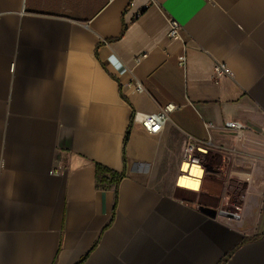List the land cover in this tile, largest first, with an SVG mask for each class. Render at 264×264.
I'll use <instances>...</instances> for the list:
<instances>
[{
    "label": "crops",
    "instance_id": "0c3cea01",
    "mask_svg": "<svg viewBox=\"0 0 264 264\" xmlns=\"http://www.w3.org/2000/svg\"><path fill=\"white\" fill-rule=\"evenodd\" d=\"M168 102L158 133L132 121ZM187 135L210 139L196 190L176 184ZM95 163L125 173L114 211ZM228 254L264 264V0H0V264Z\"/></svg>",
    "mask_w": 264,
    "mask_h": 264
},
{
    "label": "built area",
    "instance_id": "2783aa9c",
    "mask_svg": "<svg viewBox=\"0 0 264 264\" xmlns=\"http://www.w3.org/2000/svg\"><path fill=\"white\" fill-rule=\"evenodd\" d=\"M168 37L170 39L178 38L181 32V25L176 20H169L168 22ZM178 64L183 66L185 64V55L181 54L178 57ZM213 74L215 78H218L222 75H229L230 70L228 67L221 62L215 61L213 65ZM138 90L142 91V86L139 83H135ZM176 109V105L172 102H168L163 106L159 107V109L154 113H143L136 111L132 115V121L135 123L142 124L145 129L150 133H158L163 129L167 121L169 120L170 113ZM205 128H212V125L209 123L204 124ZM225 129L234 130L236 134L244 128L237 122H231L228 124ZM210 146V139H206L205 141L199 140L191 135L186 136V140L183 146L181 160L179 163V176H186L191 179H197L196 176L191 172L192 167H198L203 169L202 162L203 156L207 152ZM178 185V183L176 182ZM179 186V185H178ZM181 187V186H179ZM184 189H189L185 187H181Z\"/></svg>",
    "mask_w": 264,
    "mask_h": 264
},
{
    "label": "trees",
    "instance_id": "16d2710c",
    "mask_svg": "<svg viewBox=\"0 0 264 264\" xmlns=\"http://www.w3.org/2000/svg\"><path fill=\"white\" fill-rule=\"evenodd\" d=\"M129 133H130V126L128 127L126 131L125 138H124V144L126 143ZM94 173H95V176H94L95 177V188L113 191L114 201H113L112 210L114 211L118 184L120 180L125 176V173L123 171L116 172L99 163L94 164ZM230 254L226 255L218 264H224L226 260L229 258Z\"/></svg>",
    "mask_w": 264,
    "mask_h": 264
},
{
    "label": "bare ground",
    "instance_id": "6f19581e",
    "mask_svg": "<svg viewBox=\"0 0 264 264\" xmlns=\"http://www.w3.org/2000/svg\"><path fill=\"white\" fill-rule=\"evenodd\" d=\"M191 172L194 174V176L196 177H200L201 176V170L198 167H192ZM177 180V183L179 186L181 187H185V188H189V189H193L196 190L199 188V180L197 179H191L189 177L186 176H180Z\"/></svg>",
    "mask_w": 264,
    "mask_h": 264
},
{
    "label": "water",
    "instance_id": "95a60500",
    "mask_svg": "<svg viewBox=\"0 0 264 264\" xmlns=\"http://www.w3.org/2000/svg\"><path fill=\"white\" fill-rule=\"evenodd\" d=\"M198 210L202 211L203 213H205L207 216L210 217H215L216 216V210L215 209H211V208H207V207H197ZM225 213L223 211H220V214Z\"/></svg>",
    "mask_w": 264,
    "mask_h": 264
},
{
    "label": "rangeland",
    "instance_id": "374dc122",
    "mask_svg": "<svg viewBox=\"0 0 264 264\" xmlns=\"http://www.w3.org/2000/svg\"><path fill=\"white\" fill-rule=\"evenodd\" d=\"M184 193H185V195H187L188 197H192L191 196V190H184V189H181Z\"/></svg>",
    "mask_w": 264,
    "mask_h": 264
}]
</instances>
